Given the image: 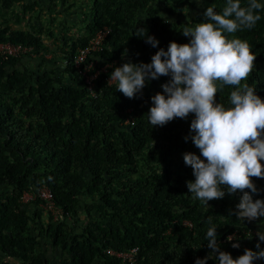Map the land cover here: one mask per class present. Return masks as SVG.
<instances>
[{
  "label": "trees",
  "instance_id": "1",
  "mask_svg": "<svg viewBox=\"0 0 264 264\" xmlns=\"http://www.w3.org/2000/svg\"><path fill=\"white\" fill-rule=\"evenodd\" d=\"M10 1L0 0L3 6ZM148 0H94L93 14L88 35L102 24L109 26L97 55L105 60L118 56L125 48L141 51L148 46L144 34L159 39L158 49L180 40L188 43L182 32L171 35V30L159 12L180 11L188 0H159L156 6H146ZM226 0H199L197 22L204 20L210 6L219 12ZM247 0H242V4ZM141 8L144 20L139 21L134 11ZM261 19L251 30L235 35L246 40L256 56L255 68L247 83L254 86L257 95L264 98V10ZM65 55L66 69L74 84L54 79L49 72L33 77L24 92L9 95L14 85L25 82L29 71L12 67L20 60L0 56V252L17 257L23 264H45L46 259L36 249V238L29 223L38 217V211L29 215L19 194L24 189L46 185L53 202L59 206L61 216L47 222L50 245L57 246L64 254L55 264H112L114 259L104 249L137 247L135 264H195L203 253H209L204 239L209 216L217 227L220 250L229 252L227 235H235L241 242L233 258L246 248L257 251L256 244L264 249L256 234L241 230L257 228L264 219L240 221L229 215L240 201L241 193L225 194L222 199L211 200L209 206L193 199L186 182L195 179L192 169L179 160L169 147L180 146L189 135L190 122L173 119L163 127H152L147 113L152 106L151 97L162 92L161 86L147 82L142 93L129 99L117 90L115 83L106 84L103 75H110L114 64L106 67L96 77V94L88 95L81 78L70 65L75 48ZM38 44L36 36L22 33L0 23V41ZM55 82V84H54ZM98 89L100 91L98 92ZM230 86L218 92L217 102L228 104ZM130 107L132 123L117 127L124 118L123 110ZM162 138V145H155V138ZM147 150L160 167L136 171L134 157ZM199 155V149L187 150ZM203 159V157H201ZM257 193H250L253 200H264V179L253 178ZM226 191V190H225ZM85 195L89 205L105 211L102 218L88 220L79 230L68 224L75 214L77 202ZM37 201V199L31 200ZM30 202V201H29ZM35 222V221H34ZM41 230V226L38 227ZM7 264V263H0ZM218 264V261H217ZM254 264H264L257 260Z\"/></svg>",
  "mask_w": 264,
  "mask_h": 264
},
{
  "label": "clouds",
  "instance_id": "2",
  "mask_svg": "<svg viewBox=\"0 0 264 264\" xmlns=\"http://www.w3.org/2000/svg\"><path fill=\"white\" fill-rule=\"evenodd\" d=\"M260 10H264V4L258 0L243 4L242 0H226L219 12L210 6L202 22L182 28L188 43L170 42L167 50L159 48L152 55L150 63L129 61L116 66L109 80L132 99L142 93L150 80L170 78L161 86L163 91L151 97L148 123L163 127L176 118L194 117L189 135L184 137L199 149V155L183 154L195 177L186 182L188 192L204 206H209L211 200L222 199L226 192L241 193L239 203L229 215L242 222L264 217V200H253L250 194L259 191L253 178L264 179V98L247 83L256 56L250 44L235 34L253 29L261 19ZM144 37L151 47H158L154 36L146 32ZM225 86L232 88L227 106L216 99ZM207 223L210 227L204 239L211 251L206 257L197 258L195 264H207L209 259L218 264H254L264 260L259 242L257 251L246 248L236 258L221 251L211 216ZM256 236L264 242V231H257ZM227 239L233 241L236 237ZM232 247L239 248L240 244L233 243Z\"/></svg>",
  "mask_w": 264,
  "mask_h": 264
},
{
  "label": "rangeland",
  "instance_id": "3",
  "mask_svg": "<svg viewBox=\"0 0 264 264\" xmlns=\"http://www.w3.org/2000/svg\"><path fill=\"white\" fill-rule=\"evenodd\" d=\"M187 4L180 11L174 13H167L162 9L159 14L165 20L167 26L171 30V35L180 33L184 26H194L197 22V15L200 11L199 0H188ZM264 4V0H258ZM159 0H148L146 6H156ZM94 0H14L10 1L6 6L0 2V23L7 24L11 28L18 29L22 33L34 35L38 38V44H29L32 48L31 55L24 57L19 62L12 65H6L5 70L9 71L12 67L20 71H29V76L25 82L19 85H14L9 90V95L17 96L20 92H24L27 85L32 83L33 77L41 72H49L54 79H58L63 83L74 84L71 75L66 69L65 55L71 48V45L77 44L82 37L88 35L92 14H93ZM144 11L137 8L134 11V16L139 20H144ZM158 41L159 39L156 38ZM179 43L180 40H177ZM158 47L153 48L151 45L141 50L133 51L125 48L118 56L107 62L98 61V64H103L105 69L108 65L114 64L121 66L123 63L131 61L132 63H150L152 55L155 54ZM100 62V63H99ZM106 64V65H105ZM106 84L115 83L110 80V75H104ZM152 86H161L167 80L161 79L150 80ZM55 84V82H54ZM116 84V83H115ZM100 89H98V92ZM125 114V113H124ZM130 114V113H128ZM194 117L190 115L186 122H190ZM120 123L117 122V127L121 128L126 124L124 118ZM190 132V128H189ZM162 138H155V145H162ZM171 152L175 154L177 160L182 158L183 149L195 150L197 149L192 143L191 139L184 141L180 146L169 147ZM136 171H146L148 167H160L162 162L151 157L147 150H142L140 154L134 157ZM9 185L2 184L0 189H7ZM26 212L33 216L34 211H38V217L29 223L32 234L36 238V249L46 259L45 264H55L64 254L60 252L57 246L50 245L48 233L45 232L44 227L47 222L54 221L50 217V213L44 209L38 201H30L24 205ZM105 211L93 205H89V198L85 195L79 199L76 205L75 214L68 220L67 223L72 224L74 230H79L81 225H84L88 220H97L102 218ZM259 225L264 226V219ZM41 226V230L38 227ZM243 233L250 232L256 234L257 228H249L241 230ZM233 235H227V237ZM235 236V235H234ZM226 237V246L229 252L234 253L235 249L232 247L233 243L238 241L234 239L229 241ZM241 245V242H238ZM209 253H203L201 258H204ZM0 263L7 264H23L21 260L14 256H8L0 252ZM177 264H186L182 261ZM207 264H217L215 259H209Z\"/></svg>",
  "mask_w": 264,
  "mask_h": 264
},
{
  "label": "built area",
  "instance_id": "4",
  "mask_svg": "<svg viewBox=\"0 0 264 264\" xmlns=\"http://www.w3.org/2000/svg\"><path fill=\"white\" fill-rule=\"evenodd\" d=\"M108 31L109 26L107 24H102L95 28L87 36L84 43L75 48L70 58L72 69L81 78L87 89L88 95L91 97H94L96 94L95 79L97 75L105 71L104 65H99L98 61H108L97 55V51L102 47L103 38ZM31 53L32 48L29 44L10 42L8 40L0 41V56L2 58L16 57L22 60L24 57L31 55ZM101 78L106 83V77L103 75ZM130 110V107H126L123 110L125 113L124 122L129 124L132 123L131 114H128L131 113ZM19 199L22 202H29L37 199L39 204L50 213L52 220H56L61 216L59 206L52 200L50 189L44 184L22 190L19 194ZM104 251L113 257L114 261L112 264H135L137 258V247L134 245L123 249L106 247Z\"/></svg>",
  "mask_w": 264,
  "mask_h": 264
}]
</instances>
